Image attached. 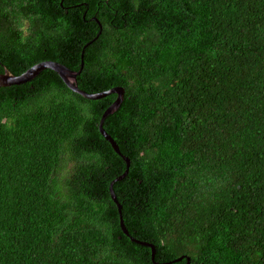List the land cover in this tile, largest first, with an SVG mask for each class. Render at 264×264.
I'll return each instance as SVG.
<instances>
[{"label":"trees","instance_id":"trees-1","mask_svg":"<svg viewBox=\"0 0 264 264\" xmlns=\"http://www.w3.org/2000/svg\"><path fill=\"white\" fill-rule=\"evenodd\" d=\"M82 52L154 259L116 94L44 69L0 87V264H264V0H0V72Z\"/></svg>","mask_w":264,"mask_h":264},{"label":"water","instance_id":"water-1","mask_svg":"<svg viewBox=\"0 0 264 264\" xmlns=\"http://www.w3.org/2000/svg\"><path fill=\"white\" fill-rule=\"evenodd\" d=\"M99 25H100V23H99ZM82 56H83V52L81 53V62H80V67L78 70L70 69L66 65H64L60 62H57V61H53V60H43V61L37 62V63L33 64L32 66H30L29 68H27L25 71L21 72L20 74H13L10 70H8L3 65L2 66L3 70H2V72H0V87L25 83V82L33 79L42 70L50 69V70H53L54 72H56L58 74V76L61 78L63 83L67 86V88H69L71 91L81 95L84 98L99 99V98L104 97V96L111 94V93L116 94L115 99L103 111V113L101 114V117L99 119V122H98V130H99L100 134L110 143L113 150L117 154H119L123 158V160L125 161V170L123 171V173H121V175H119L116 178L111 180V182L109 183L108 191H109L110 198L117 205L118 214H119V225H120L122 232L125 235L129 236V238L132 241L149 247L151 250V259L153 260L154 259V253H155L154 245L149 243V242H146V241L137 240L128 234V231H127L126 227L124 226L122 215H121V205L118 203L116 196L114 194L113 188H112V185L115 181L120 180L121 178H123L127 174L130 161H129V158L127 156L123 155L120 152L116 142L105 131V129L103 128V121L109 114L116 111L118 109V107L120 106V104L123 100L124 88L122 86H113L107 90L96 92V93H87L84 90L80 89L77 85L76 77L78 74H80L81 69L83 67ZM182 256H184V255H182ZM182 256L179 257L178 259H181ZM186 260L188 262L189 258L186 257ZM155 264H164V263L155 262Z\"/></svg>","mask_w":264,"mask_h":264}]
</instances>
